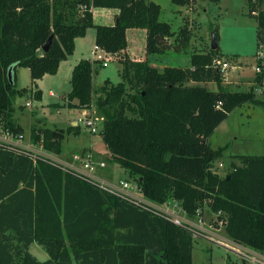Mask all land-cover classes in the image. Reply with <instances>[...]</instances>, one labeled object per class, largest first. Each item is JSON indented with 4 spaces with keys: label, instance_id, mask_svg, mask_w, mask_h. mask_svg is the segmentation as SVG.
<instances>
[{
    "label": "trees",
    "instance_id": "1",
    "mask_svg": "<svg viewBox=\"0 0 264 264\" xmlns=\"http://www.w3.org/2000/svg\"><path fill=\"white\" fill-rule=\"evenodd\" d=\"M173 2L188 5L191 0ZM259 2L255 17L259 43H264V0ZM81 5H87L82 12ZM91 6L119 9L118 22L95 23ZM249 7L253 15V0ZM161 13L162 5L154 0H0L2 125L15 136L25 133L14 117V102L31 90L19 86L18 68H29L34 84L57 73L73 54L76 38L95 27L97 45L120 59L122 79L97 88L95 68L104 65L82 58L72 72L67 106H96L111 161L136 175L151 201L179 200L191 217L207 205L215 214H226L225 231L234 241L264 251V155H242L244 163L221 176L212 168L223 149L209 142L236 107L264 106V67L257 73L256 82L263 86L258 95L254 86L240 91L224 84L225 74L212 66L222 56L219 46L206 55L192 54V66L186 68L159 70L147 59L131 58L129 28L147 30V53L165 52L164 37L190 41L188 21L175 33ZM209 81L217 83L216 90L201 84ZM33 92L42 98L41 90ZM73 126L34 128L32 143L60 154L67 134H80V126ZM193 236L188 225L46 157L0 145V264H194ZM35 242L48 252L46 260L31 252Z\"/></svg>",
    "mask_w": 264,
    "mask_h": 264
},
{
    "label": "rangeland",
    "instance_id": "2",
    "mask_svg": "<svg viewBox=\"0 0 264 264\" xmlns=\"http://www.w3.org/2000/svg\"><path fill=\"white\" fill-rule=\"evenodd\" d=\"M156 1L162 5L161 19L170 22L175 33H178L184 21L189 19L191 39L188 43L184 44L181 40L176 41V36L164 37L162 43L167 49L165 52L147 53L149 59L145 58L147 56L142 58L147 59L150 63H156L157 65L155 66L159 70H162L165 65L184 68L191 67L192 54H209L212 50L213 36H215L220 51L224 53V56L230 61L231 65L235 64L233 54L239 53L243 66L240 70L237 66L233 70L232 66L228 70L225 80L229 84H233L236 88H239L238 84L242 85L240 87L241 89L248 87L246 80L256 76L258 72H256L255 66L259 63L257 57L259 50L258 19L250 14L248 0H220L219 2L215 0H191L189 5H179L174 3L173 0ZM187 9L193 10V12L189 14L186 12ZM261 9H264V4L261 5ZM182 16L186 17L184 18ZM96 33L97 30L95 27H89L85 35L78 38L75 44V50L69 56L68 64L62 66L58 73L46 75L43 82L45 102L47 100L61 101L60 96L66 94L71 89L72 71L69 65L70 63H74L78 58L90 55L94 56L93 49L96 45ZM141 33L134 44V46L137 44V50H135L137 54H141L144 46L147 45V38L141 35ZM116 58L115 55H109L106 58L107 61L110 60L109 66H102L100 64L96 66L95 74L103 67L99 76L97 78L94 77L97 88L102 86L106 80H110L113 83L121 81L122 64L120 60H115ZM31 79L30 69L22 66L19 67V85H28ZM239 79L244 80V82H238ZM188 83L196 84L197 82L191 80ZM201 84L207 85L210 89H214L217 86V83L213 82H203ZM34 87L32 85L28 87L31 91L24 96H17L14 102V117L17 123H20L24 127L25 137L23 139L27 145L30 142L32 143L31 134L34 128L41 129L55 126L69 128L72 126L70 123L73 118L78 117L80 113V111H70L67 105L61 108L47 106L43 110V116H41V107L38 106L41 105V102L33 96ZM51 88L56 91L58 96L48 95L49 89ZM258 95H261V93L259 92ZM28 100L32 102L31 106L26 104ZM88 112V116L93 115L99 117L101 120L102 116L96 106H93ZM71 114H74V117H71ZM83 115L82 110L79 117ZM54 122L56 125L53 124ZM78 128L80 134L83 130L90 134L88 138L90 146H86V143L79 144L75 139V133L67 134L64 140L63 150L60 154L48 151L40 144H32L38 148L36 150L38 155L59 162L65 166L64 168L66 170L82 174L84 172L82 171L83 167L81 162H75V166L71 168L66 166V162L72 159L73 152L82 155L88 149H92L94 160L106 163V166L98 167L95 171L96 178L111 180L113 181H110L111 183H119L121 179H124L129 185L126 186L125 190L119 191L121 194L123 193L135 201H142L145 205H152L150 207L168 215L170 214L172 216L173 214L171 212H173L175 214L178 213L180 216L182 209L179 200H173L172 203L167 205L169 207L151 201L141 192L137 176L126 171L118 163L111 161V154L108 149L97 146L100 141V134L89 132V128L83 124ZM2 132H5V130L0 125V135L4 134ZM209 142L213 149H223L222 156L213 162L212 168L215 173L221 176H225L231 171L235 164L242 165L244 163V159L241 158L242 155H264V106L249 103L236 107L231 111L228 118L215 129L209 138ZM90 178L91 180L97 181L92 177ZM198 217L202 218L203 225H201L199 218L190 216L191 220L197 221V224L192 222L196 229V234L193 236L194 264H242L245 260L249 264H256L246 259L244 255H240L237 251L228 248L225 244L218 242V240L233 242L226 238V214H215L205 205L199 211ZM204 226L211 228L212 231L205 229ZM65 246L68 249L72 248L71 243L67 240ZM30 249L39 259H46L48 257V252L38 242L33 243Z\"/></svg>",
    "mask_w": 264,
    "mask_h": 264
},
{
    "label": "built area",
    "instance_id": "3",
    "mask_svg": "<svg viewBox=\"0 0 264 264\" xmlns=\"http://www.w3.org/2000/svg\"><path fill=\"white\" fill-rule=\"evenodd\" d=\"M253 3H254V10H253L252 13H253L254 16L258 17L260 15V8H259L260 7V2H259V0H253ZM86 8H87V5H81V7H80L81 12L84 11V9H86ZM90 10L94 14L97 11V7L91 6ZM257 54H258L257 57L259 59V63L255 66V70H256V72L260 73V72H262L263 67H264V43L263 42L259 43V50H258ZM107 56H109V54H108V52L105 49H103L99 45L95 46V60L101 61L103 63V65L106 66L108 64V61L106 60ZM212 66L215 67V68L221 69L223 71V73L225 74V76H226L228 70L233 65H231L230 61L227 58L222 57V56H218V57L213 59ZM262 91H263V86L260 84L259 87L256 89V92L257 93H259V92L261 93ZM27 105L31 106L32 103L29 101V102H27ZM83 113H84L83 116L75 119L73 125L74 126H81L83 124V125H86L89 128V132H91V133H99V131L101 129V125H102L101 123L103 122V117L101 118V120H102L101 121L99 117H95L93 115H89L88 116V114H89L88 109H83ZM0 125H2L1 118H0ZM2 127H3V125H2ZM3 129H4V127H3ZM4 130H5V132H2L4 134L0 135V145L1 146H7V147H10V148H13L16 151L21 152V153H30V154H32L35 157L41 156V155L37 154L36 149H34L30 145H27V144L24 143L25 141H24L23 138L25 137L24 136L25 133H20V134L15 136L10 131H8L6 129H4ZM72 156H73V160L74 161L72 163H70L68 165V167H70V168L74 167L75 164H76L75 162H81L82 163V167H83V170H82L84 172L83 174L82 173H78V172H76V173L80 174L81 176H83V177H85V178H87L89 180H91L90 177H92V178L96 179L97 181H94V180H91V181L96 183L100 187H102V188H104V189H106V190H108L110 192L116 193L118 195H122V196L128 197L127 195H124L123 193L121 194L119 192L121 190H125L126 186L129 185L128 182L125 181L124 179H121L119 183H116V182L111 183V182H113L111 180H105V179L96 178L97 176L95 175V171L98 169V167L106 166V163L94 160L93 152H86L85 154H82V155L80 153H76V154H74ZM53 162L57 163V164H60L59 162H55V161H53ZM63 167H65V166H63ZM141 200H143V199H141ZM144 201H146V200H144ZM136 202L142 203L143 205H145V203L142 202V201L141 202L140 201H136ZM172 202L173 201L166 202V203H164V205H166V207H169L167 205L172 203ZM145 206H147L148 208L152 209L156 213L164 214L165 216H167L168 218L172 219L177 224H186V225H188L189 228H191L193 230V235L196 234V232H195L196 229L194 228L195 225L192 224L193 221L191 219H188L185 215L180 213V216H179L178 213L175 214V213L169 211V212H171L173 214L171 216L170 214L168 215L166 213L158 211L157 209H154L153 207H150L152 205H149V206L145 205ZM181 209H182L181 211L183 212L184 208L182 206H181ZM185 213H186V211H185ZM198 214H197V216H198ZM197 218H199L201 225H203L204 222L201 220L202 218L201 217H197ZM231 241H233V242H231L233 244H231L230 242H225V241L218 240V242H220L221 244H225V246H227L228 248L237 251L238 253H240V255H244V257L246 259L251 260L252 262H254L256 264H264V251L256 250V249H254V248H252V247H250V246H248L246 244L238 243V242H236L234 240H231Z\"/></svg>",
    "mask_w": 264,
    "mask_h": 264
},
{
    "label": "crops",
    "instance_id": "4",
    "mask_svg": "<svg viewBox=\"0 0 264 264\" xmlns=\"http://www.w3.org/2000/svg\"><path fill=\"white\" fill-rule=\"evenodd\" d=\"M154 1H156V0H154ZM156 2H158V1H156ZM219 2V1H218ZM159 3V2H158ZM191 3V2H190ZM189 5V4H188ZM182 7H185V6H182ZM248 7H249V0H248ZM187 13H189V14H191L192 12H193V10H189V9H187V11H186ZM118 13H119V9H117V8H97V11H96V13H94V21H95V23H97V24H106V25H110V24H114L115 22H116V20H117V18H118ZM182 17H186V16H182ZM187 19V18H186ZM189 22V25H190V21H189V19H187V20H185L184 21V24H185V22ZM258 27V26H257ZM141 31H142V33H141ZM141 33V35H144V37H146L147 38V30L146 29H141V28H129L128 30H127V38H128V42H129V47H128V52H129V55H130V57L131 58H133V59H144V58H142V57H145V56H147V57H145V58H148L149 59V56H148V54H147V51H146V46H144V48H143V51H142V53L141 54H137L136 52H135V50H137V44L134 46V44L136 43V40H137V37L139 36V34ZM79 38V37H78ZM78 38H76V42H77V40H78ZM169 39V38H168ZM258 42H259V40H258ZM96 45H97V43H96ZM95 45V46H96ZM95 46H94V49H93V51H94V56H92V55H90V56H84V57H81V58H78L74 63H70V68H71V71L73 72V69H74V66L82 59V58H89V59H92V60H95ZM219 46V45H218ZM221 53H222V57H225L226 58V56H224V53L221 51ZM234 56H233V61L235 62V64L233 65V70L236 68V66L239 68V70H240V68H243V66H242V62L240 61V57H239V53H236V54H233ZM69 58H67V59H65V60H63L62 62H61V64H60V67H59V70L62 68V66H64L65 64H68L67 62H69V60H68ZM115 60H117V61H119L120 59L119 58H116ZM114 60V61H115ZM110 61V60H109ZM109 61H108V64L106 65V66H109ZM151 64L153 65V66H155V65H157L156 63H153V62H151ZM166 66H168V65H165V66H163V68L164 67H166ZM103 69V67L98 71V73H94V77L95 78H97L98 76H99V73H100V71ZM18 70H19V68H18ZM59 70H58V72H59ZM57 72V73H58ZM46 75H48V74H46ZM46 75L43 77V78H41V79H38L37 80V82H36V84H34V82L32 81V79H31V82L28 84V85H22V86H20V87H30L31 85H32V87L33 86H35L34 87V91L35 90H41L42 91V98L41 99H39V101L41 102V105H38V106H40L41 107V113H42V115L41 116H43V110L44 109H46V107L47 106H51V107H53V108H61V107H66V105H67V95H68V93L70 92V90L66 93V94H63V95H61L60 96V99H61V101H59V100H51V101H49V100H47V102H45V97H44V90H45V88H44V85H43V82H44V78L46 77ZM257 74H256V76H254V77H251V78H248L247 80H246V83H247V88L246 89H241L240 87L242 86L241 84H238V86H239V88H236L233 84H229L228 83V81L227 80H225V82H224V84L225 85H228V86H230L232 89H234V90H240V91H242V90H248V89H250L252 86H254V87H256V89L259 87V85L260 84H257ZM209 82H213V83H216V82H214V81H209ZM238 82H244V80H242V79H239L238 80ZM19 83V82H18ZM203 83V82H202ZM206 83V82H205ZM243 84H245V83H243ZM213 85V84H212ZM257 85V86H256ZM217 89V86H216V88H214L213 90H216ZM48 95L49 96H58L57 95V93H56V91L55 90H53L52 88L51 89H49V92H48ZM34 96V95H33ZM27 102H29V100L27 101ZM27 102H26V104H27ZM31 102V101H30ZM32 103V102H31ZM247 104H249V103H247ZM68 109L70 110V111H72V112H74V111H80V113L78 114V117H74V114L72 115L71 114V117H74L73 118V120H72V122L70 123V125L72 124L73 125V123H74V121H75V119L76 118H79V115L81 114V111L83 110H81V109H79V108H70V107H68ZM81 117V116H80ZM50 121V120H49ZM23 123V122H22ZM24 124V123H23ZM53 124H55L56 125V123L54 122ZM67 128V127H66ZM27 132V131H26ZM89 133L88 132H85V130H83V132L81 133V134H79L78 136H76L75 137V139L78 141V143L79 144H82V143H86L87 145L86 146H90V144H89V140H88V138H89ZM99 143H98V145L97 146H102V147H104L105 149H107V147H106V145H105V143H104V141H103V139L99 136ZM25 144H27L26 143V141L24 142ZM93 143V142H92ZM28 145H30L32 148H34V149H38V148H36V146H34L31 142L30 143H28ZM87 152H92V149H88L87 150ZM51 154V153H50ZM73 155L74 154H76V153H72ZM73 162V156H72V159L70 160V161H67L66 162V166H68L70 163H72ZM181 214H183V215H185L188 219H190V216H188L186 213H185V211L183 210V212H181ZM198 216H196V218H197ZM195 218V217H194ZM193 221V220H192ZM194 223H197V221H193ZM204 228L205 229H208V230H210V231H212L211 230V228H206V226H204ZM227 240L229 239V240H233L228 234H227ZM225 238V239H226ZM32 246V245H31ZM48 257H49V255H48ZM47 257V258H48ZM46 258V259H47ZM46 259H41V260H46Z\"/></svg>",
    "mask_w": 264,
    "mask_h": 264
},
{
    "label": "water",
    "instance_id": "5",
    "mask_svg": "<svg viewBox=\"0 0 264 264\" xmlns=\"http://www.w3.org/2000/svg\"><path fill=\"white\" fill-rule=\"evenodd\" d=\"M117 22H118V19H117ZM53 37H54V35L50 37V39H49V41L47 42V44L44 45V47H43L44 49L47 50V49L49 48L50 43H51ZM217 47H218V44H217V42H216V38H215V36H213L212 48H213V49H216ZM12 77H13V76H12V72L10 71V79H11V80H13Z\"/></svg>",
    "mask_w": 264,
    "mask_h": 264
}]
</instances>
